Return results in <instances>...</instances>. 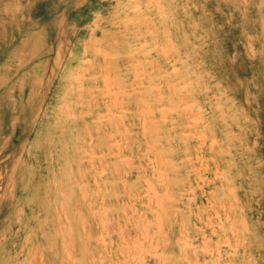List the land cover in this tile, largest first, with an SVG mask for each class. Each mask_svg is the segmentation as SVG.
Segmentation results:
<instances>
[{"label": "rangeland", "instance_id": "obj_1", "mask_svg": "<svg viewBox=\"0 0 264 264\" xmlns=\"http://www.w3.org/2000/svg\"><path fill=\"white\" fill-rule=\"evenodd\" d=\"M0 87V264H264V0H0Z\"/></svg>", "mask_w": 264, "mask_h": 264}, {"label": "bare ground", "instance_id": "obj_2", "mask_svg": "<svg viewBox=\"0 0 264 264\" xmlns=\"http://www.w3.org/2000/svg\"><path fill=\"white\" fill-rule=\"evenodd\" d=\"M105 60V59H104ZM3 84V83H2ZM1 88V87H0ZM3 92V91H2ZM115 102V101H114ZM143 123V122H142Z\"/></svg>", "mask_w": 264, "mask_h": 264}]
</instances>
